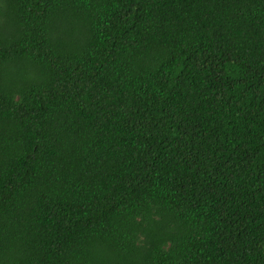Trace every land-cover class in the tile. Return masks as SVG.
Wrapping results in <instances>:
<instances>
[{
  "label": "trees",
  "instance_id": "1",
  "mask_svg": "<svg viewBox=\"0 0 264 264\" xmlns=\"http://www.w3.org/2000/svg\"><path fill=\"white\" fill-rule=\"evenodd\" d=\"M0 264H264V0H0Z\"/></svg>",
  "mask_w": 264,
  "mask_h": 264
}]
</instances>
